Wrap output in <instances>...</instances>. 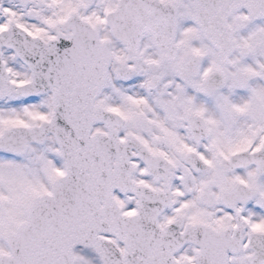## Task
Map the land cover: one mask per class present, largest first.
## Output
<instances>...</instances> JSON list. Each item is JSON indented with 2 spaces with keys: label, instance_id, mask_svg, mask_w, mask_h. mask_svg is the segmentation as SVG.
<instances>
[{
  "label": "snow or ice",
  "instance_id": "snow-or-ice-1",
  "mask_svg": "<svg viewBox=\"0 0 264 264\" xmlns=\"http://www.w3.org/2000/svg\"><path fill=\"white\" fill-rule=\"evenodd\" d=\"M0 264H264V0H0Z\"/></svg>",
  "mask_w": 264,
  "mask_h": 264
}]
</instances>
